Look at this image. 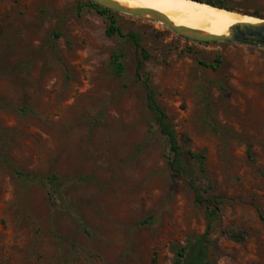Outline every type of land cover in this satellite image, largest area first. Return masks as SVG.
I'll return each instance as SVG.
<instances>
[{
	"label": "rangeland",
	"instance_id": "374dc122",
	"mask_svg": "<svg viewBox=\"0 0 264 264\" xmlns=\"http://www.w3.org/2000/svg\"><path fill=\"white\" fill-rule=\"evenodd\" d=\"M90 1L0 0V264H175L206 231L135 82V46L123 41L118 76L121 42ZM221 1L264 18V0ZM116 16L153 55L145 71L181 144L206 155L201 192L222 197L210 263L264 264V43ZM17 171L58 175L59 193Z\"/></svg>",
	"mask_w": 264,
	"mask_h": 264
},
{
	"label": "trees",
	"instance_id": "16d2710c",
	"mask_svg": "<svg viewBox=\"0 0 264 264\" xmlns=\"http://www.w3.org/2000/svg\"><path fill=\"white\" fill-rule=\"evenodd\" d=\"M206 2L213 6L222 7L230 9L221 0H198ZM89 5L95 6L99 13L107 16L109 20V25L106 29V34L108 36L119 38L120 45L112 55V66L114 72L118 76H124L126 72V64L124 61L125 51L123 41H128L133 44L137 50V62L135 70V82H141L144 85L146 92V102L150 113L154 118V125L158 129V132L165 139L168 148V164L175 175L177 176H187L189 178V185L195 191L196 201L205 206L207 228L204 234L191 240L187 245L176 246V260L175 264H211L209 261V243L210 234L214 229V223L218 220L220 216V204L222 203V197L219 195H213L209 198L203 195L201 186L197 183V172L199 174H204L205 168V153L195 152L191 148L186 147L181 144L179 135L176 128L170 119L165 108L159 103L156 91L151 82V76L145 71V63L150 60L153 55L148 51V49L142 44V37L140 33L131 31L125 34L121 25L119 24V19L116 16V12L113 10L102 7L92 1ZM58 37L60 34L55 33ZM217 43V41H215ZM220 62V59H217ZM207 66H212L215 68V64L204 63ZM193 162L197 164V168L194 169ZM16 175L19 178H23L29 182H36L40 184H45L49 187L50 192L55 195L59 193V185L62 183L58 175L52 174L49 176L41 177L34 173L20 172L17 171ZM211 188V185L209 186ZM209 201L207 204L206 202ZM261 219L264 223V213H261Z\"/></svg>",
	"mask_w": 264,
	"mask_h": 264
},
{
	"label": "bare ground",
	"instance_id": "6f19581e",
	"mask_svg": "<svg viewBox=\"0 0 264 264\" xmlns=\"http://www.w3.org/2000/svg\"><path fill=\"white\" fill-rule=\"evenodd\" d=\"M131 7H147L165 13L178 25L215 34H228L239 21H260L249 15L198 0H118Z\"/></svg>",
	"mask_w": 264,
	"mask_h": 264
},
{
	"label": "water",
	"instance_id": "95a60500",
	"mask_svg": "<svg viewBox=\"0 0 264 264\" xmlns=\"http://www.w3.org/2000/svg\"><path fill=\"white\" fill-rule=\"evenodd\" d=\"M92 2L109 8L113 11L132 15L139 18H146L168 27L180 36L188 39L209 42V41H245L264 43V18L255 17L260 21H239L229 27L228 34H215L203 30L178 25L173 22L165 13L147 7H131L118 0H91ZM245 15V14H242Z\"/></svg>",
	"mask_w": 264,
	"mask_h": 264
}]
</instances>
